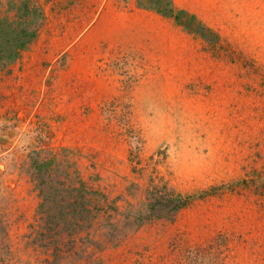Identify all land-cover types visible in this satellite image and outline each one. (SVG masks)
Returning <instances> with one entry per match:
<instances>
[{
    "label": "rangeland",
    "instance_id": "1",
    "mask_svg": "<svg viewBox=\"0 0 264 264\" xmlns=\"http://www.w3.org/2000/svg\"><path fill=\"white\" fill-rule=\"evenodd\" d=\"M16 28L0 264H264V0H0Z\"/></svg>",
    "mask_w": 264,
    "mask_h": 264
},
{
    "label": "trees",
    "instance_id": "2",
    "mask_svg": "<svg viewBox=\"0 0 264 264\" xmlns=\"http://www.w3.org/2000/svg\"><path fill=\"white\" fill-rule=\"evenodd\" d=\"M156 4H158V1H156ZM166 13H171L172 9H164ZM33 32L28 31V29L24 28H16L11 31H0V62L4 61L5 59H10L14 56H17L19 54L20 50L28 43V41L32 38ZM1 66H4L2 64ZM39 169V168H37ZM152 205L150 206V213L151 214H159L158 212L164 211L165 213H173L176 210L184 207L186 205V200H178V199H166L163 197V195H158V193H153L152 196ZM64 196L58 195V192H56L55 187L52 185L50 187V203L53 204V209L56 211L55 217L62 218V220H59L62 223V227L69 232V234L76 233L77 231H80L84 228H88L90 225H80L79 223H75L71 220H65V217H67L70 208L69 200L66 201ZM54 217L53 215L51 216ZM50 224H56L58 226V223H54L50 221ZM53 243L58 246V240L55 238L53 239ZM59 251L56 254V257L59 259Z\"/></svg>",
    "mask_w": 264,
    "mask_h": 264
}]
</instances>
